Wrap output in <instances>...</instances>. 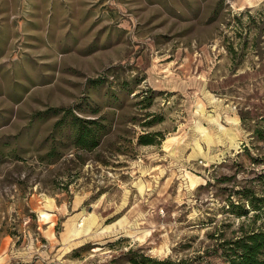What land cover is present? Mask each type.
<instances>
[{
    "label": "rangeland",
    "instance_id": "1",
    "mask_svg": "<svg viewBox=\"0 0 264 264\" xmlns=\"http://www.w3.org/2000/svg\"><path fill=\"white\" fill-rule=\"evenodd\" d=\"M54 1L0 0V264H225L264 228V0Z\"/></svg>",
    "mask_w": 264,
    "mask_h": 264
},
{
    "label": "trees",
    "instance_id": "2",
    "mask_svg": "<svg viewBox=\"0 0 264 264\" xmlns=\"http://www.w3.org/2000/svg\"><path fill=\"white\" fill-rule=\"evenodd\" d=\"M90 125L81 122L79 119L73 121L75 130V143L83 148L92 149L97 143L96 128L98 120L92 119L88 122ZM261 136V133H260ZM140 143L147 144L152 142V138L149 135L140 136ZM260 178L263 182L264 190V174H261ZM231 207H235V204H230ZM249 206L254 210H257V214H262L264 217V196L262 200H249ZM247 209H243L242 213L245 214ZM240 213V211H239ZM230 248L231 254L226 258L225 264H264V228L259 230H251L250 233L244 234L242 237L237 238L231 242ZM135 264H176L170 259H156L149 256H144L141 262L132 260Z\"/></svg>",
    "mask_w": 264,
    "mask_h": 264
},
{
    "label": "crops",
    "instance_id": "3",
    "mask_svg": "<svg viewBox=\"0 0 264 264\" xmlns=\"http://www.w3.org/2000/svg\"><path fill=\"white\" fill-rule=\"evenodd\" d=\"M98 1L99 0H64V1L56 0V1H54L55 4L53 5L52 9H53L54 13L60 12L62 9V5H65V6H67V8H68L67 11L69 13H72L73 11L86 13V12H90V10H89L90 6H92L93 8H96V6L99 7L100 3ZM102 1L104 3L106 2L105 0H102ZM56 6H60L61 8L55 9ZM5 42H3V43H5Z\"/></svg>",
    "mask_w": 264,
    "mask_h": 264
},
{
    "label": "bare ground",
    "instance_id": "4",
    "mask_svg": "<svg viewBox=\"0 0 264 264\" xmlns=\"http://www.w3.org/2000/svg\"><path fill=\"white\" fill-rule=\"evenodd\" d=\"M198 128V127H197ZM201 128V127H200ZM232 143V142H231ZM234 145V144H233ZM199 153L201 154V149H199ZM189 178V177H188ZM189 181L191 182V184H193L194 180L190 177ZM196 182V181H195ZM40 215L43 218H48L49 214L43 210H40ZM90 215V214H89ZM40 216V217H41ZM93 224V216L91 215L90 217H84V219L82 220L81 224H74L73 229L77 234H81V232L83 231H88L89 229L91 230V225ZM159 251V250H158Z\"/></svg>",
    "mask_w": 264,
    "mask_h": 264
}]
</instances>
